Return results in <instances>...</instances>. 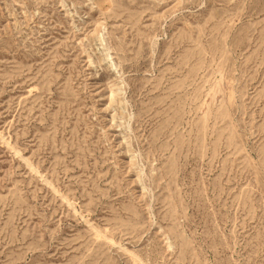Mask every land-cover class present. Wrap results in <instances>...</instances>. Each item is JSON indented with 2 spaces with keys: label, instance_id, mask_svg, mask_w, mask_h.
I'll return each instance as SVG.
<instances>
[{
  "label": "rangeland",
  "instance_id": "obj_1",
  "mask_svg": "<svg viewBox=\"0 0 264 264\" xmlns=\"http://www.w3.org/2000/svg\"><path fill=\"white\" fill-rule=\"evenodd\" d=\"M0 264H264V0H0Z\"/></svg>",
  "mask_w": 264,
  "mask_h": 264
}]
</instances>
